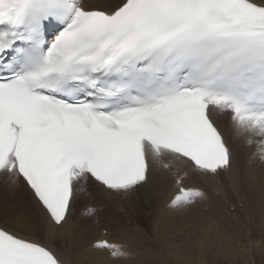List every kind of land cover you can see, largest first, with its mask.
Segmentation results:
<instances>
[{"label": "snow or ice", "instance_id": "1", "mask_svg": "<svg viewBox=\"0 0 264 264\" xmlns=\"http://www.w3.org/2000/svg\"><path fill=\"white\" fill-rule=\"evenodd\" d=\"M223 112L264 162V0H0V264H72L81 184L127 197L162 169L171 207L203 198L182 182L232 176Z\"/></svg>", "mask_w": 264, "mask_h": 264}, {"label": "bare ground", "instance_id": "2", "mask_svg": "<svg viewBox=\"0 0 264 264\" xmlns=\"http://www.w3.org/2000/svg\"><path fill=\"white\" fill-rule=\"evenodd\" d=\"M82 2L88 4V3L95 2V0H82ZM109 2L115 4V3H118L119 0H109ZM230 117H231V113L230 112L220 113L217 122H218V127H219V129L221 130V132H222V134L224 136V139L226 140L228 146L230 147V149H231V151L233 153L234 164H233L232 176L231 177L228 176V175L223 176L221 181H220V185L219 186H210V185H208L206 183H203V182L199 181L195 177L186 178L182 182L184 187H193V186L200 187L201 190L204 192V194H205L206 190H208L210 192L209 189H211V190L214 189V190H216L215 192H219L220 194H218V196L216 194V196H215L214 193L208 194L209 192L206 191L207 194H208V195H206L207 199L209 198L208 197L209 195L212 196L214 194L213 196H215L216 199L218 198V200H215V198L213 197L214 200L219 202V203H221L222 200L219 199V196L221 195L224 198V201L227 202V204H228V205H226L227 207L230 206V209H231V207L235 208V209H233L234 212H232L231 215L227 214L229 216V219H228L227 216H225L226 215L225 213L222 214L220 212L221 215L218 216V217H220L219 218L220 220H223V217L221 219V216H223V215L228 219V221L225 223V224H228V225H224L222 223L223 221L219 222L218 221L219 219L217 220L220 225L223 224L226 227L225 228L223 225H221L223 227V229H227V231L223 232L222 231L223 229L221 228V226H219V224L218 225H211V223L215 219L214 217H212L213 218L212 221L211 220L209 221L207 219V217H206V219L203 218V217H202V219H199L198 216L197 217L194 216V217H196L197 220L198 219L199 220L197 222V221H195L196 220L195 219L194 220L195 222L191 223V227H189V226L186 227L187 230H188V228H191V229L189 231H187V233L184 236H182V238L180 239V242L182 241V244L180 245L179 249L177 247H175L176 245H178L177 243H179V242H177V243L175 242L176 245L175 244L172 245L171 242H172L173 237H171L170 234H168V236H170V237L166 236L167 232H168V229H169L168 226H169L170 223H172L171 222L173 220L172 217H174V219L176 218L177 214H175V213H179V210L182 209L183 207H181L180 209H175V208L170 206L169 202L175 195L178 194L179 188H180L181 185H178L175 182L174 177L172 175H170L168 172H166V171H164L162 169L161 170H154L150 174L148 182L146 184H144L142 187H140L139 189H137L136 192L132 193L131 195H129L127 197H116V198L106 197L105 195L101 194L94 186L81 184L79 186L80 187L79 200H80V202H81V204L83 206L82 210H81V214L78 213V214H76L75 217L73 216L74 217L73 220H74V222L76 224V228L71 233V235L67 238L66 241H62V243L64 244V246L68 250L69 258L72 261V264H132L135 261L134 259H137V258H134V259L132 258L133 262H131V263H129L131 260L129 262H127V261H125V259L123 260V262H120V260H118L119 262H117V261H114V260H110V258L107 255L106 250L101 251V250H98V249L93 247V245H94V243L96 241L101 240V239H107V237H108L106 232H103L104 230L100 229L101 225H100L99 222H93V221L90 222V221L87 220V216L85 215V211H86L87 208L92 207L94 205H96V206L99 205V206H101L100 208L103 207L105 210L109 209L110 212H112L113 214H116V213L118 214L119 213V209H123V211H126V214L128 215V217L130 219H133V220L137 221L138 223L143 222L146 225L150 226V227H146L145 224L143 226L140 225L141 227L145 226V229L146 228H150L148 230H150V234L151 235L150 234L149 235L151 237L148 236V238L150 237L152 239L150 240V246L148 247V249L151 247L152 250L150 248L151 251H148L146 253L145 251H142L143 247L142 248L140 247V248H141V251L143 253L145 252L144 253L145 255L146 254L149 255V258H148L149 260H146V261L147 262H151V264H153V261H154V263H156L155 256L157 254H154V251H153V247L154 246H158L159 247L158 249L161 252L160 257H161V259H164V260L166 259L167 256L168 257H172L173 256L174 259L175 258H179L180 259V258H183V257H185V258L190 257L191 259L192 258H198L199 259V258H202V257H200L201 254H207L208 251H211V252L212 251H218L222 255L228 256V257L229 256H233L234 257L235 255L242 256L243 253H246L245 249L237 251L239 248L237 246H235V244L236 245L238 243L240 244L243 241L246 242L249 245L250 249L253 250V248H256V252H258L257 251L258 249H259V251H261L262 249L264 251V243H262L263 245L260 243V238H262L261 234L259 232L260 230L258 231L259 234H260L259 235L260 238L258 239L256 237V235H255L256 233H258L257 230L260 229L259 226L257 225L258 222H260V224H259L260 226H261V221L264 224V208H263L264 205L263 206L260 205V203L264 204V201H262L264 199H263V197H262V199L260 198L261 200H259L258 201L259 203H257L255 198H257V200H258V196L259 195L256 194L257 197H255L256 195L252 194V192L249 191L248 193H250L251 195H255V196H251L250 195L251 197H255L253 199V201H255L254 204H253L251 202L252 201L251 199H250L251 201L248 200L249 199L248 197H247L248 201L246 202V199L243 197V195H242L243 193L241 191H240V193H242V194H236V192L238 191L237 188L239 186L238 185L239 184V180H240V178L242 176H244L243 175L244 174L243 167L246 165L245 164L244 166L243 165L240 166L241 163L237 165L236 164V160H237V158H242L243 159V158H249V157H252L253 155H255L256 154V150H257V145L255 143H249L248 139L246 138L245 135H241V134H239L237 132V130L235 128V125H234V123H233V121L231 120ZM257 139H259V137H253V140H257ZM242 159H241V161H242ZM247 164H249V163H247ZM250 164H252V163H250ZM261 171L262 170H260V172ZM233 177H234V179H233ZM248 178H249V176H248ZM244 179H245V176H244ZM247 179H246V181H247ZM242 180H240V181H242ZM250 182L253 183L255 181H250ZM243 184H244V181H243L242 185ZM255 184H256V182H255ZM244 185L242 187H245ZM236 186H237V188H236ZM255 186L253 185L254 188H255ZM250 189H252V188L250 187ZM259 191H260V189H259ZM226 192H227V194H228V192H231L229 195H227L228 197H226ZM262 192H263V190H262ZM206 196H205V198H206ZM221 196H220V198H222ZM247 196H248V194H247ZM227 198H230V199L228 200ZM210 199H212V197H210L209 200ZM242 199H244V201ZM219 200H221V201H219ZM203 201H204V197L199 199L198 201H196L197 202V206L195 207V210L197 208L198 212L194 211V214H193V211L191 210L192 208L190 209L188 207L192 211L191 212L189 210L192 214L190 212H189L190 214L187 213L189 215V216L187 215V217H190V216L192 217V215H195L197 213H198L197 215H199V212L203 208H205V206L207 204H208V207H210L208 202L206 203V202H203ZM5 202H8L9 204H11V203H13V198L6 193L5 189L2 186H0V209L3 208ZM249 202H251L252 206L256 205V206H253V208L255 209L257 207L259 212L258 211H254V210L251 211L250 207H249ZM198 203H201V205H200L201 208L204 206L201 210L198 209V206H199ZM204 203H206V205ZM212 203L213 202H210V205ZM202 204H204V205L202 206ZM195 205H196V203H195ZM214 205L215 204L213 203V207L215 209L216 205L215 206ZM217 205H218V203H217ZM219 205H221V204H219ZM145 206H147V208L144 211V207ZM223 206H224V204H223ZM193 207H194V205H193ZM208 207H207V209H208ZM219 207H218V210L220 209ZM136 209H137V211H135ZM214 209L211 208L210 210H214ZM224 209H227V208L225 207ZM131 210L132 211L134 210L133 213H136V214L134 215L132 212H129ZM210 210L208 209L207 212H209ZM221 210L222 209H220V211ZM261 210L263 212L262 216L260 214ZM202 211H206V210H202ZM229 211L226 212V213H229ZM253 211L256 213V215H257V213L259 214L257 216H261L262 219L257 217L258 220L260 219L261 221L259 220V221L256 222L255 219L253 220V217L255 216L254 215L255 213L253 215H250V212L253 213ZM195 212H197V213H195ZM217 213H219V211ZM202 214H205V213H203V212L200 213V215H202ZM206 214H208V216H210L209 213H206ZM174 215H176V216H174ZM180 216H183V215H180ZM211 216H212V214H211ZM250 216H252V218H250ZM187 217L185 219H187ZM194 217H193V219H194ZM225 217H224V219L226 220ZM122 219L124 221L127 218L125 217V219L124 218H122ZM130 219H128V220H130ZM251 219L253 220V223H252ZM175 220H176V222H174V220H173L174 223L170 224V226L171 225L173 226V224H174L177 227L179 225V222L181 220H179V222H178L177 218ZM182 220H183V217H182ZM184 220L181 223H186V221H184ZM249 220L251 222L250 224H253V227H254V223L256 222L255 226H258L257 227L258 229L255 227L256 230L254 232H256V233L253 232V230L255 228L253 229V228L249 227V228L253 229L251 231V229L246 227V225L249 222ZM113 222H115V221H113ZM125 223H123V224L125 225ZM132 223H135V222H132ZM138 223H137V225H138ZM154 223L156 224L155 227H154ZM175 223H178V224L176 225ZM118 224H120V223H118ZM127 224H129V223L127 222ZM241 224H242L243 227L241 226ZM120 227H122V225ZM127 227H130V225L129 226L127 225ZM132 227H133V225H132ZM134 227H135V225H134ZM141 227H140L141 230H139V231H143L144 230V228L142 230ZM176 227L173 226V228L178 229ZM220 228H221V230H220ZM122 229H119V230H122ZM130 229H132V228H130ZM154 229H156V230L154 231ZM171 229L172 228H170V232L173 233L174 230L172 231ZM261 229L263 230V228H261ZM127 230H128V228H127ZM122 231L125 232L126 229L125 230L123 229ZM131 232H132V230L131 231L129 230V234ZM134 232H136V231H134ZM134 232H132V233H134ZM144 232L149 233L148 231H145V230H144ZM154 232H156V233H154ZM211 232H213V235H212ZM115 233H116V231L114 232V234ZM119 234H120V231H119ZM131 234H130V236L132 237L133 234L132 235ZM262 234H264V233H262ZM123 236H126V235H123ZM144 236H146L145 233H144ZM172 236H173V234H172ZM135 237L137 238V236H135ZM140 237H141V235H140ZM178 237H179V235H178ZM119 238L122 240V242H123V240H124V242L126 241L125 237H124L125 239L124 238L122 239L121 236L120 237L117 236V239H119ZM170 238H172V239H170ZM140 239H138V240L141 241ZM127 240H128V237H127ZM133 240H132V243H134V242L137 243V239L133 238ZM118 242L120 243L119 240H118ZM127 242L128 241H126V243ZM236 242H238V243H236ZM145 244H147V243H145ZM130 245L133 246V244H130ZM148 245H149V243H148ZM240 246H241L240 248H243L244 244L240 245ZM125 248H129V247H125ZM146 248H145V250L147 251L148 249H146ZM176 248L178 249L177 251H176ZM133 249L134 248H132V251H133ZM163 250H168V251L165 253V251H163ZM132 251L130 252L131 255L134 252L136 254V251H134V252H132ZM144 254H142L141 257L144 256ZM132 256L134 257L135 255L133 254ZM137 256H135V257H137ZM152 256H154V258ZM207 256L209 257V254ZM143 260L145 261L144 258L142 259V261ZM135 263H137V262H134V264ZM141 264H143V262Z\"/></svg>", "mask_w": 264, "mask_h": 264}, {"label": "rangeland", "instance_id": "3", "mask_svg": "<svg viewBox=\"0 0 264 264\" xmlns=\"http://www.w3.org/2000/svg\"><path fill=\"white\" fill-rule=\"evenodd\" d=\"M241 159L242 158H237V160H236V164L238 165V164H240V166L241 165H245L244 167H243V170H244V176H245V179H244V176H242L241 178H240V180H242V181H240L239 180V186H238V188H237V186H236V188H237V192H236V194H242L243 195V197L246 199V202L249 200V201H251L253 204H254V202L255 201H253V199L255 198V197H257V195H259L258 196V200H257V198H255L256 199V201H257V203H259L258 201L259 200H261L262 199V197H263V199H264V162H262L260 159H259V156L257 155V154H255V155H253L252 157H249V158H243L242 159V161H241ZM252 159V160H251ZM247 160V161H246ZM250 160V161H249ZM247 163H249V164H247ZM250 163H252V164H250ZM252 166V167H251ZM259 167V168H258ZM251 168V169H250ZM262 170L261 172H260V170ZM247 175V176H246ZM248 176H249V178H248ZM250 180V181H255L256 182V184H255V182H250L248 179ZM246 179H247V181H246ZM153 180V179H152ZM243 181H244V186L245 187H242L243 185H242V183H243ZM250 182V183H249ZM252 184V185H251ZM253 185L255 186V188L253 187ZM247 186V187H246ZM241 187V188H240ZM250 187L252 188V189H250ZM256 189V190H255ZM259 189H260V191H259ZM210 190V192L208 191V190H206V191H208L209 193L208 194H212V193H214L215 194V196H216V194H217V196H218V194H220L219 192H215L216 190H214V189H209ZM262 190H263V192H262ZM205 191V194H204V201L203 202H208L209 203V206L211 207V208H213L214 209V207H213V203L216 205H214L215 206V209L214 210H210L211 208L210 207H208V204L206 205V203H204L206 206H205V208H203L204 206V204H202V208H201V203H198V209H202V210H206V211H200L199 212V215H197L198 213V211H197V208H196V210H195V207L197 206V202H195L196 203V205H195V203L194 204H192V205H190V206H188L192 211H193V214H194V211H197V212H195V213H197V214H195V215H192V217L190 216V217H187V213H189L191 210L188 208V207H183L182 209H180L179 210V213H175V214H177V216L176 215H174V216H176V218H177V220H178V222H179V220H181L180 222H179V225L176 227L174 224H173V226L174 227H176V228H178V229H175V228H173V226L171 225L170 226V224H172V223H174V222H176V218L174 219V217H172L173 218V220H174V222H173V220L171 221L172 223H170L169 224V229H168V232H167V235L166 236H168V234H170L171 235V237H173V239L172 238H170V239H172V242H171V244L173 245V244H175L176 245V243L177 242H179V243H177L178 245H176L175 247H177L178 249H179V247H180V245L182 244V241L180 242V239L182 238V236H184L186 233H187V231H189L191 228H188V230L186 229V227H191V223H193V222H195V221H197L198 222V220L199 219H202V217L203 218H205L206 219V217H207V219L210 221H212V217H214L215 219L213 220V222L211 223V225H218L219 224V222L220 221H223L222 223L224 224V225H228V224H225L227 221H228V219H229V216L227 215V214H232V212H234L233 211V209H235V208H232L231 207V209H230V206L229 207H227L226 205H228L227 204V202L226 201H224V198L222 197V198H220V196H219V199H221V200H219V201H221V203H219V202H217V201H215V200H218V198L216 199V197L215 196H211V195H209L208 197L210 198V197H212V199H210L209 200V198L207 199V196L206 195H208L207 194V192ZM240 191L242 192V193H240ZM252 192V194H257L256 196L255 195H251L250 193H248V192ZM262 192V193H261ZM231 192H228V194H227V192H226V197H228L227 195H229ZM248 194V196H247V194ZM255 196V197H251V196ZM205 196H206V198H205ZM250 196V197H249ZM215 198V200H214V198ZM249 199H248V198ZM261 198V199H260ZM228 200L230 199V198H227ZM248 199V200H247ZM251 199V200H250ZM243 201H244V199H242ZM262 201H264V200H262ZM210 202H213L211 205H210ZM223 202V203H222ZM251 202H249V207H250V210L252 211V210H254V211H258V208L256 207L255 209L253 208V206H256V205H253L252 206V204H251ZM261 202V201H260ZM217 203H218V205H217ZM256 203V204H257ZM219 204H221V205H219ZM223 204H224V206H223ZM193 205H194V207H193ZM260 205L261 206H263L264 204H261L260 203ZM220 208V209H222L221 211H220V209L218 210V207ZM82 204H81V202H80V200H79V198H78V200H77V203L75 204V206H74V208H73V216L75 217L76 216V214H78V213H80L81 214V210H82ZM92 207H95L96 208V210H97V214H96V216L93 218V217H88L86 214V216H87V220L88 221H90V222H99L100 223V225H101V227H100V229H102V230H104L103 232H106V234L108 235V237H107V240L111 243V242H116V243H119L118 242V240L120 241V244H122V245H125V247H129V248H126V250L129 252V256L127 257V258H125V261H127V262H129L130 260V262L129 263H131V262H133V260H132V258L134 259V258H137V259H134L135 261L134 262H137V263H135V264H141L142 262H143V264H151V262H147L146 260H149L148 258H149V255L148 254H144L145 252L147 253L148 251H151L152 250V248H151V250H150V248L148 249V247L150 246V240L152 239V238H150L151 236V234H150V230H148V229H150V228H146L145 229V226L146 227H150V226H148V225H146L145 223H143V222H141V223H138L137 221H135V220H133V219H130L129 217H128V215L126 214V211H123V209H119V213L117 214H113L112 212H110V210L109 209H107V210H105L103 207L102 208H100L101 206H99V205H94V206H92ZM207 207H208V209L212 212H207L208 211V209H207ZM227 208V209H224V208ZM146 208H147V206H145L144 207V211L146 210ZM188 208V209H187ZM263 208H264V206H263ZM194 209V210H193ZM224 209V210H223ZM87 210V209H86ZM187 210V211H186ZM190 210V211H189ZM218 212L219 211V213L221 212L222 214H226L225 216H227L228 217V219L223 215V216H221V219H222V217H223V220H220L219 218L220 217H218L219 215H221V213L219 214V213H217L216 211ZM226 210V211H225ZM230 210V211H229ZM232 210V211H231ZM135 211H137V209L135 210ZM156 211V210H155ZM154 211V212H155ZM184 213H183V212ZM191 211V212H192ZM215 211V212H214ZM229 211V213H226V212H228ZM253 211V213L252 212H250V215H253L255 212ZM76 212V213H75ZM129 212H134V210L132 211H129ZM178 212V211H177ZM190 212V213H191ZM209 213V215L210 216H208V214H202V215H200V213ZM259 212V211H258ZM85 213H86V211H85ZM102 213V214H101ZM189 213V214H190ZM112 214V215H111ZM121 216H120V215ZM124 214V215H123ZM129 214V213H128ZM134 215L136 214V213H133ZM183 215V216H180V215ZM192 214V213H191ZM211 214H212V216H211ZM260 214H261V216H262V214H263V212H262V210H261V212H260ZM216 215V216H215ZM255 216L253 217V220L255 219V221L257 222V221H259L258 220V218H261V216H257V215H259L258 213H257V215H256V213L254 214ZM108 216V217H107ZM123 216V217H122ZM187 217V219H185L186 217ZM189 216V215H188ZM194 216H198L199 217V219L197 220L196 219V217H194ZM74 217H73V219H74ZM121 219H120V218ZM125 217L127 218V219H125ZM182 217H183V220L184 221H186V223H181L183 220H182ZM193 217H194V219H193ZM201 217V218H200ZM224 217L226 218V220L224 219ZM256 217V218H255ZM258 217V218H257ZM107 218V219H106ZM119 218V219H118ZM122 218H124L125 220L123 221V219ZM180 218V219H179ZM250 218H252V216H250ZM128 219H130V220H128ZM191 219V220H190ZM196 219V220H195ZM219 219V220H218ZM257 219V220H256ZM262 219V218H261ZM97 220V221H96ZM108 220V221H107ZM120 222H119V221ZM127 220V221H126ZM190 220V221H189ZM195 220V221H194ZM216 220V221H215ZM219 222H218V221ZM252 220V219H251ZM253 220H252V223H253ZM113 221H115V222H113ZM122 221V222H121ZM131 221V222H130ZM155 221V220H154ZM225 221V222H224ZM261 221V220H260ZM120 223V224H118V223ZM126 222V223H125ZM127 222L129 223V224H127ZM132 222H135V223H132ZM138 223V225H137V223ZM200 222V221H199ZM216 222V223H215ZM256 222L254 223V227H253V224H250L251 222H250V220H249V222L247 223V225H246V227L247 228H249V227H251V228H257L258 226H259V228L260 229H258L257 230V232L259 231L260 232V234H261V237L262 238H260V234H259V232L258 233H256V232H254L255 230H256V228L253 230V229H251V228H249V229H251V231L253 230V232L254 233H256L255 235H256V237L259 239L260 238V243L262 244V243H264V234H262V233H264V224H263V222L261 221V226L259 225L260 224V222H258V226H255L256 225ZM107 223V224H106ZM123 223H125V225L127 224L128 226L130 225V227H127V225L125 226ZM132 223V224H131ZM156 223V222H155ZM154 223V227H155V224ZM181 223V224H180ZM145 224V226L144 227H141V226H143ZM176 225L178 224V223H175ZM223 224H221V225H223ZM119 225V226H118ZM122 225V227H120ZM132 225H133V227H132ZM134 225H135V227H134ZM141 225V226H140ZM184 225V226H183ZM220 224H219V226H221ZM223 225V226H224ZM249 225V226H248ZM252 225V226H251ZM112 226V227H111ZM241 226H242V224H241ZM120 227V228H119ZM140 227L142 228V230H143V228H144V230L145 231H148L149 233H146V232H144V230L143 231H139V230H141L140 229ZM183 227V228H182ZM225 227V226H224ZM243 227V226H242ZM245 227V226H244ZM125 230L126 229V231L125 232H123L122 230L123 229ZM127 228H128V230H127ZM130 228H132V229H130ZM170 228H172L171 230L173 231V233H171L170 232ZM180 228V229H179ZM221 228L223 229V227L221 226ZM221 228H220V230H221ZM226 228V227H225ZM261 228H263V230L261 229ZM117 229V230H116ZM119 229H122V230H119ZM137 229V230H136ZM157 229V228H156ZM156 229H154V231L156 230ZM129 230L131 231L132 230V232H134V231H136V232H134V233H130L131 235H132V237L134 238V239H137V243H132V240H133V238L130 236V234H129ZM134 230V231H133ZM179 230V231H178ZM263 232H262V231ZM116 231V233L114 234V232ZM119 231H120V234H119ZM181 231V232H180ZM223 232H225V231H227V229H223L222 230ZM128 234H127V233ZM145 233V235L147 236H144V233ZM126 233V234H125ZM154 233H156V232H154ZM179 233V234H178ZM212 233V235H213V232H211ZM115 236H114V235ZM126 235V236H123V235ZM141 235V237H140V235ZM148 234V235H147ZM150 234V235H149ZM172 234H173V236H172ZM179 235V237H178V235ZM182 234V235H181ZM128 235V236H127ZM137 236V238L135 237V236ZM176 235V236H175ZM258 235V236H257ZM112 236V237H111ZM117 236L118 237H120L121 236V238L123 239L124 237L126 238H124L126 241H128L127 243H126V241L124 242V240H123V242H122V240L119 238V239H117ZM131 238H130V237ZM148 236H150L149 238H148ZM115 237V238H114ZM127 237H128V240H127ZM168 237H170V236H168ZM177 237V238H176ZM141 238V239H140ZM145 238V239H144ZM130 239V240H129ZM138 239H140L141 241H139ZM143 239V240H142ZM147 239V240H146ZM263 239V240H262ZM114 240V241H113ZM146 240V241H145ZM177 240V241H176ZM134 241V240H133ZM148 241V242H147ZM147 243V244H145V243ZM176 242V243H175ZM125 243V244H124ZM141 245H140V244ZM148 243H149V245H148ZM236 243H238V242H236ZM129 244V245H128ZM130 244H133V246H131ZM244 244V247L243 248H240L241 246L240 245H243ZM246 242H241L240 244L238 243L237 245L235 244V246H237L239 249L237 250V251H239V250H242V249H245V251H246V253H243L242 254V256H237V255H235L234 257L233 256H224V255H222L220 252H218V251H208V253L207 254H201L200 255V257H202V258H190V257H187V258H185V257H183V258H173V256L172 257H166V259L164 260V259H161V257H160V255H161V252H160V250L158 249L159 247L158 246H154L153 247V251H154V254H157L156 256H155V261H156V263H154V261H153V264H264V251H263V249L261 250V251H259V249L257 250L258 252H256V248H253V250L252 249H250V247H249V245L247 244ZM127 245V246H126ZM140 245V246H139ZM143 245V246H142ZM263 245V244H262ZM135 246V247H134ZM246 246V247H245ZM131 247V248H130ZM142 248V251H145L144 253L141 251V248ZM147 247V248H146ZM132 248H134L133 249V251H132ZM145 248L146 249H148L147 251L145 250ZM176 248V251L178 250ZM247 248V249H246ZM134 252V251H136V254H135V252L133 253L135 256H137V257H133L132 255H131V253L130 252ZM163 251H165V253L168 251V250H163ZM218 252V253H217ZM261 252V253H260ZM176 253V252H175ZM140 254V255H139ZM142 254H144V256H142L141 257V255ZM209 254V257L207 256ZM247 254V255H246ZM206 257H205V256ZM131 256V257H130ZM147 256V257H146ZM140 259H139V258ZM146 257V258H145ZM153 258H154V256H152ZM228 257V258H227ZM232 257V258H231ZM129 258V259H128ZM145 259V261L143 260L142 261V259ZM252 258V259H251ZM191 259V260H190ZM195 259V260H194ZM201 259V260H200ZM232 259V260H231ZM235 259V260H234ZM123 260L124 259H121L120 260V262H123ZM115 261V260H114ZM124 261V262H125ZM142 261V262H141ZM164 261V262H163ZM204 261V262H203ZM117 262H119V261H117ZM134 262L132 263V264H134ZM139 262V263H138ZM146 262V263H145Z\"/></svg>", "mask_w": 264, "mask_h": 264}]
</instances>
